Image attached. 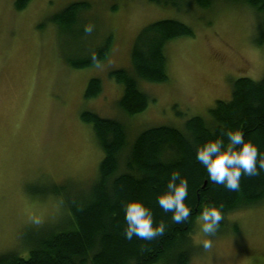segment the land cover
<instances>
[{"label": "rangeland", "instance_id": "rangeland-1", "mask_svg": "<svg viewBox=\"0 0 264 264\" xmlns=\"http://www.w3.org/2000/svg\"><path fill=\"white\" fill-rule=\"evenodd\" d=\"M76 1L90 8L73 33L61 31L52 16ZM15 2L0 0V254L28 256L36 235L67 225V209L49 191L53 184L74 194L96 181L104 151L84 111L123 121L131 142L146 128H181L193 116L206 117L217 99H230L234 80L264 76V48L257 42L263 18L245 3L214 0L205 9L193 0H178L180 7L150 0H30L18 9ZM163 18L187 23L194 35L167 44L169 78L139 79L150 103L128 115L119 105L124 86L110 72L134 73L136 36ZM89 23L93 31L86 33ZM109 35V54L100 62L75 68L65 61L64 55L80 47L85 53ZM92 77L101 79L102 91L86 98ZM192 239L189 264H264V201L230 213L211 237L197 219ZM204 239L212 248L203 247Z\"/></svg>", "mask_w": 264, "mask_h": 264}, {"label": "trees", "instance_id": "trees-1", "mask_svg": "<svg viewBox=\"0 0 264 264\" xmlns=\"http://www.w3.org/2000/svg\"><path fill=\"white\" fill-rule=\"evenodd\" d=\"M29 1L16 0L15 5L22 9ZM150 1L180 7L178 0ZM193 1L205 9L214 3V0ZM227 1L245 3L261 14L263 29L257 42L264 48V0ZM88 8V1L72 2L55 13L52 20L61 31L73 33L81 13ZM187 35H194L192 27L175 18L158 19L141 29L131 50L134 73L126 68L110 72L124 86L119 105L125 113L132 116L148 107L150 96L140 88L139 79L166 81L169 78L166 46L171 40ZM112 39V35L107 36L101 45L85 53L80 47L77 53L64 55V59L75 68L94 65L108 56ZM101 91V79L92 77L85 97H96ZM81 117L92 124L104 151L96 181L89 190L74 194L66 185L53 184L49 191L59 196L67 209V225L36 235L29 244L28 256L15 251L0 254V264H189L196 252L192 233L203 207L222 208L221 229L233 211L264 201V169L258 175H242L239 190L232 191L208 180L207 169L196 159L198 145L235 128H240L245 138L257 145L258 160L264 156V76L259 80L247 76L234 80L230 99H217L206 117L193 116L181 128L152 126L131 142L123 121L93 111H84ZM224 140L227 142L226 136ZM174 171L188 180L185 203L191 213L188 221L180 224L157 202L158 194L166 190ZM133 198L141 199L152 209L154 223H165L163 236L151 240L125 237L123 202Z\"/></svg>", "mask_w": 264, "mask_h": 264}, {"label": "clouds", "instance_id": "clouds-1", "mask_svg": "<svg viewBox=\"0 0 264 264\" xmlns=\"http://www.w3.org/2000/svg\"><path fill=\"white\" fill-rule=\"evenodd\" d=\"M84 31L91 33L93 25L85 24ZM258 156L257 145L246 139L240 128L227 129L220 137L206 140L198 145L196 152V159L207 169V179L232 191L239 190L242 175H258L259 170L264 169V156L259 160ZM188 195L187 178L174 171L168 179L166 190L158 194L157 202L165 212L172 213L173 221L180 224L188 221L191 213V208L185 203ZM123 207L126 221L124 235L128 240L134 236L151 240L165 234V223H154L152 209L141 199H129L123 202ZM223 218L221 207H203L198 217L201 231L211 237L221 226ZM202 245L212 248V240L204 239Z\"/></svg>", "mask_w": 264, "mask_h": 264}]
</instances>
